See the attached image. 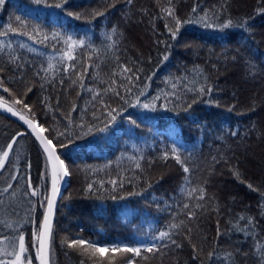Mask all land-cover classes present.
Segmentation results:
<instances>
[{"label": "trees", "instance_id": "obj_1", "mask_svg": "<svg viewBox=\"0 0 264 264\" xmlns=\"http://www.w3.org/2000/svg\"><path fill=\"white\" fill-rule=\"evenodd\" d=\"M59 2L5 0L0 7V33L9 25L28 33L0 35V80L10 90L0 88V97L46 130L69 171L56 209L50 263L126 264L134 256L93 253L64 242L84 239L100 248L139 247L134 264H225L229 252L234 264H260L264 0H68L63 8L55 7ZM167 7L181 21H197L207 12L213 25L230 19L236 26L185 23L173 39L168 28H175L174 21L162 11ZM53 33L60 35L53 39ZM68 36L84 41L72 60L64 56ZM49 64L53 69L45 73ZM125 67L132 71L121 75ZM205 77L211 94L198 95L195 89ZM158 95L154 108L142 107ZM193 99L197 102L185 111ZM109 110H116L115 122ZM106 125V131L98 130ZM13 139V152L0 170V189L13 185L0 193V220L12 227L0 224V249L11 251L4 235L23 234L26 256L39 264L34 234L47 208L50 164L34 134L0 113V151ZM173 146L189 173L171 156L161 158ZM111 180L117 181L115 191ZM182 187L203 188L206 195L203 200L197 199L199 193L189 197ZM189 210L195 215H187ZM171 224H181L171 229L179 247L158 239ZM0 259L12 257L0 254Z\"/></svg>", "mask_w": 264, "mask_h": 264}, {"label": "snow or ice", "instance_id": "obj_2", "mask_svg": "<svg viewBox=\"0 0 264 264\" xmlns=\"http://www.w3.org/2000/svg\"><path fill=\"white\" fill-rule=\"evenodd\" d=\"M131 2V0H129ZM5 3V0H0V7L3 6ZM37 4L40 3H47V0H36ZM68 3V0H60L59 3H56L54 6L57 8H63L65 4ZM169 4H171V0H169ZM162 11L166 12L169 17H172V20L174 21L175 28L169 27L168 31L170 32L171 36L173 39H175L180 31V28L183 24L185 23H193V22H201L204 24L205 27H218L220 29H226L229 27H234L236 25L233 24L232 20H228L227 22L223 24H218V25H213L212 23L208 22V13H204L203 16L199 17L197 21H193L191 19L186 20V21H181L179 17L175 15L174 9L171 7H167L165 9H162ZM193 12H196V8L192 9ZM69 15H73L72 13H68ZM97 15H104V13H96ZM16 21L19 22L21 26L26 27L24 22L21 20L20 17H16ZM167 26V25H166ZM8 32H19L20 35H28V33L19 31L18 28H13L11 25H9L8 31L0 33V35H8ZM116 34V29H112V35ZM60 34L59 33H53V39H56ZM30 39H35V37L30 36ZM44 39H47V35H44ZM111 39V37H109ZM64 43L67 46L64 52V56L67 57L68 60L74 59L73 56V51L77 46H82L84 45V41L80 40H73L71 36H68L64 39ZM21 47H26V45L22 44ZM30 51H34V49H29ZM0 51H3L2 48H0ZM63 58V57H62ZM164 59L167 60L168 57L164 56ZM69 67H72L69 65ZM53 69V65L49 64L48 68L45 69V73L51 71ZM2 71V69H0ZM132 69L130 68H123L122 71L120 72L121 75H123L126 72H131ZM202 71V70H201ZM39 74V73H37ZM82 78V77H81ZM129 82L132 81L133 77L129 76L126 77ZM138 79V77H137ZM75 83V81H73ZM82 86V85H81ZM176 85L173 84V88H175ZM0 88H4L3 81L0 80ZM117 96L120 95L119 91H117L115 88L111 89ZM129 89H126V91ZM5 92H9L10 90L8 88H4ZM189 91H193V89H189ZM198 95H210L211 94V87L207 85V78H204V83L200 85L198 89H195ZM141 95L143 94L142 92L140 93ZM160 96H156L151 103H144L142 107L144 108H154L155 107V101L159 100ZM197 101L195 99L192 100L191 104H188L187 108L185 111H187L189 108H191L192 104L196 103ZM13 104H23L22 100L19 99H13L12 100ZM139 97L136 99V104H140ZM0 106L6 107L7 111L12 112L13 115H20V118L25 121V123L28 124V126L32 129V131L36 134L37 138L39 139L40 143L43 145L44 151L47 153L48 160L51 161L52 163V183H51V193L49 196H45V200H47V209L46 212L43 216V220L41 223V226L37 233H35V243L37 245V256L40 259V264H49V250H50V245H51V240H52V230H53V215H54V207H55V202L56 199L59 197L60 194V189L58 186V181L63 177V176H68L69 171L67 167L65 166L64 160H62L57 154H56V146L53 145V142L51 139H48L47 137L43 136L42 133L46 131L40 124L34 123L33 120L31 119H26L25 116L21 115L19 112H15L12 107L8 106V101L4 100L3 97H0ZM23 107L25 109L28 108V105L23 104ZM74 110V109H73ZM30 111V109H29ZM113 111L116 110H109L107 115L110 117L111 122H115L116 116L113 115ZM133 124H135V121H132ZM107 125L105 128L98 129L99 131H106ZM91 131V129H89ZM60 135H63V133H60ZM235 135V133H233ZM58 138V137H57ZM16 143V140L13 139L10 143L7 144L6 150L0 151V170H3L5 168L6 163L9 161V156L10 153L13 152V145ZM62 147L65 145H61ZM171 156L172 159H174L177 164H179L183 171L185 173H189L190 169L187 166L185 160L182 158L180 149L176 146H173L170 150L165 151L162 155V159L167 160ZM143 159V157H141ZM136 167L139 168L140 164L137 163ZM187 177H185V180L187 181ZM101 183V187L103 186V182ZM111 185H113V190L115 191V187L117 185L116 180H111L109 181ZM120 186H123V182H120ZM249 188L252 187V185H248ZM13 188L12 183H8L6 187L3 189H0V193H7L9 192L10 189ZM93 188L92 184L88 185V190L91 191ZM182 193H186L189 197L193 196L194 193H199L197 199L203 200L206 193L203 188H192L189 189L187 187H182L181 188ZM14 195V192L12 193ZM27 194V193H26ZM38 194V190L33 189L31 192V195L35 196ZM137 193H130V195H136ZM116 197H113L115 199ZM0 204H3V201H0ZM195 207H202V205L197 204ZM184 208L188 209L189 205L185 204ZM189 216L195 215V213L191 210L187 213ZM241 219H245L244 217H241ZM183 222H181L182 224ZM248 223H252V218H248ZM0 224H4L6 227L11 228L12 225L8 223L7 221L0 220ZM181 224H171L169 226V231H161L159 233L158 239L160 240H165L169 239L173 244H177V241L172 239V232L171 229L179 228ZM191 230L189 229V232ZM219 233V229H218ZM4 239L9 241V247L11 248V251H6L5 249H0V254H3L5 256H11L12 259L10 260H5V259H0V264H31V259L26 256V253H28L29 248L28 245L25 242V236L23 234H19L15 237H9L8 235H4ZM68 247L70 248H79L82 249L83 251H88L89 249L93 253H103L105 251H110L111 253H133L134 256L129 258L127 260V264H134L135 257L141 256V248L139 247H128V246H114L111 249H105V248H100L97 247L95 244L85 241L84 239H73L71 241L65 239L64 241ZM179 247L180 245L177 244ZM195 248V245H193ZM155 248V245L147 247L146 251L147 252H152ZM157 251L159 249H156ZM232 253H226L224 260L225 264H234L232 261ZM256 255L259 257L260 264H264V244H257L256 245ZM214 256L213 252L209 253V257L212 258ZM144 259H147V257H143Z\"/></svg>", "mask_w": 264, "mask_h": 264}, {"label": "water", "instance_id": "obj_3", "mask_svg": "<svg viewBox=\"0 0 264 264\" xmlns=\"http://www.w3.org/2000/svg\"><path fill=\"white\" fill-rule=\"evenodd\" d=\"M13 110H14V109H13ZM14 111L17 112L16 110H14ZM0 113L4 114V115H6V116H9V117L13 118L14 120H16V121L22 123V124H23L26 128H28V129L34 134V136L37 138L36 134L32 131V129L28 126V124L25 123V121L22 120V119L20 118V115H13L12 112L7 111V108H6V107H2V106H0ZM23 116H24V115H23ZM25 118H26V119H30V118H28V117H26V116H25ZM31 120H32V119H31ZM33 122H34V123H38V122H35L34 120H33ZM38 124H39V123H38ZM42 135L45 136V137H47V136L45 135L44 132L42 133ZM37 140H38V142L40 143V141H39L38 138H37ZM40 145H41L42 148H43V145H42L41 143H40ZM43 150H44V148H43ZM45 153H46V152H45ZM56 154L58 155L57 150H56ZM46 155H47V153H46ZM58 156H59V155H58ZM47 157H48V156H47ZM49 163H50V167H51V183H52V163H51V161H49ZM66 183H67V176H63V180H62L61 185H59V181H58V186H59V189H60V194H59V197L56 199V202H55L54 215H53V225H54V220H55L56 208H57V205H58V201H59L60 197H61L62 194H63V190H64V188H65V186H66ZM50 193H51V191H50ZM52 232H53V230H52ZM50 248H51V245H50ZM48 259H49V264H50V250H49V257H48ZM39 263H40V259H39Z\"/></svg>", "mask_w": 264, "mask_h": 264}, {"label": "rangeland", "instance_id": "obj_4", "mask_svg": "<svg viewBox=\"0 0 264 264\" xmlns=\"http://www.w3.org/2000/svg\"><path fill=\"white\" fill-rule=\"evenodd\" d=\"M27 254V253H26ZM26 264H27V262H26ZM127 264V263H126Z\"/></svg>", "mask_w": 264, "mask_h": 264}]
</instances>
